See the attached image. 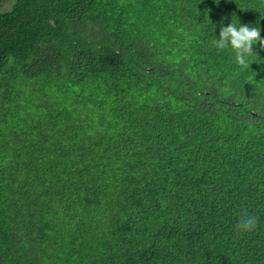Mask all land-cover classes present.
Listing matches in <instances>:
<instances>
[{"label": "trees", "instance_id": "trees-1", "mask_svg": "<svg viewBox=\"0 0 264 264\" xmlns=\"http://www.w3.org/2000/svg\"><path fill=\"white\" fill-rule=\"evenodd\" d=\"M231 22L264 37V0H0V264H264V49H218Z\"/></svg>", "mask_w": 264, "mask_h": 264}, {"label": "clouds", "instance_id": "clouds-1", "mask_svg": "<svg viewBox=\"0 0 264 264\" xmlns=\"http://www.w3.org/2000/svg\"><path fill=\"white\" fill-rule=\"evenodd\" d=\"M258 44L264 49V37L261 36L259 26L250 27L247 24L231 22L227 26H221L219 38L214 41L218 49H227L229 46L234 51L235 62L244 69L250 67L249 58L255 53L253 45ZM256 227V218L243 212L237 224V228L244 232H250Z\"/></svg>", "mask_w": 264, "mask_h": 264}]
</instances>
